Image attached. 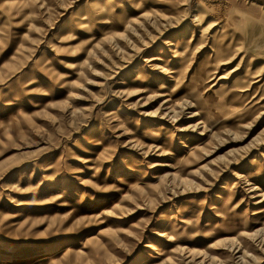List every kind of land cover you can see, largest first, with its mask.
<instances>
[{
  "label": "rangeland",
  "instance_id": "374dc122",
  "mask_svg": "<svg viewBox=\"0 0 264 264\" xmlns=\"http://www.w3.org/2000/svg\"><path fill=\"white\" fill-rule=\"evenodd\" d=\"M0 264H264V5L0 0Z\"/></svg>",
  "mask_w": 264,
  "mask_h": 264
},
{
  "label": "crops",
  "instance_id": "0c3cea01",
  "mask_svg": "<svg viewBox=\"0 0 264 264\" xmlns=\"http://www.w3.org/2000/svg\"><path fill=\"white\" fill-rule=\"evenodd\" d=\"M255 1L260 3L261 5H264V0H255Z\"/></svg>",
  "mask_w": 264,
  "mask_h": 264
},
{
  "label": "bare ground",
  "instance_id": "6f19581e",
  "mask_svg": "<svg viewBox=\"0 0 264 264\" xmlns=\"http://www.w3.org/2000/svg\"><path fill=\"white\" fill-rule=\"evenodd\" d=\"M220 79V78H219ZM188 101V100H187Z\"/></svg>",
  "mask_w": 264,
  "mask_h": 264
}]
</instances>
